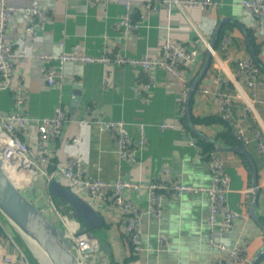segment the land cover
<instances>
[{
	"label": "crops",
	"instance_id": "obj_1",
	"mask_svg": "<svg viewBox=\"0 0 264 264\" xmlns=\"http://www.w3.org/2000/svg\"><path fill=\"white\" fill-rule=\"evenodd\" d=\"M8 1L17 8L6 29V41L12 43L24 30L27 13L22 7L29 0ZM242 1L218 0V5L207 7L174 4L167 10L166 5L158 0L150 8L145 1L132 0L131 22L137 26L129 34H124L117 28V22L126 14L127 0H100L96 3L88 0H38L39 7L49 11V19L35 36L24 37L32 43L34 55L16 60L11 74L12 85L21 81L25 102L20 107L15 106L11 91L3 89L0 92V109L4 114L21 110L31 120H39L51 117L55 106L58 103L62 105L67 121L59 138L37 143L32 129L30 136L24 134L29 147L48 161L45 165L48 172L66 165L69 158L80 156L85 176L113 181L120 175L125 180L144 185L138 190L123 191L124 197L141 209L148 206L146 185L164 166L172 178L193 187L211 183V171L199 143L202 139L185 125V99L183 112L180 109L181 80L159 66L145 72L130 64L108 66L103 63L65 62L58 68L55 61L44 63L38 58L41 54L57 55L71 51L74 45L79 47V52L89 55L112 51L128 57L155 59L160 57L159 50L166 40L176 41L198 52L195 65L183 67L189 82L206 55L205 40L210 41L215 26L222 22V34L218 35L214 45L216 55H212L190 102V120L196 129L223 148L241 145L235 144L236 124L244 126L250 139L241 146L251 159L242 153L243 158L239 154L241 152L219 150L212 143L213 148L209 150L219 152L225 159L229 175L227 203L242 215L235 219L229 230L211 231L207 193L186 191L163 199L159 219L151 213L142 216L140 244L143 250L134 252L123 231L122 214L112 205L103 203L102 207L96 208L103 224L90 232L99 245L94 264H209L213 257L226 255V252L211 247V238L224 243L227 248L243 246L247 258L253 260L264 245V233L249 214L255 168L259 190L257 215L264 218V158L257 152L253 137L254 132H258L264 141V71L258 67L260 82L253 89L239 73L236 63L237 58L244 55L253 59L247 34L250 43L253 40L258 48L255 52L251 44L256 57L264 65V15L257 21ZM224 35H230L232 40L226 49L221 46ZM47 67L51 68L56 79L54 85L47 83L44 74ZM147 78L151 79V86L139 91L138 82H147ZM202 88L208 92H202ZM223 89L232 96L233 121H229L232 127L228 126L231 132L220 113V98L215 95L216 91ZM254 92L261 102H253L250 107L247 104L251 103ZM94 114L104 119L125 120L133 139L138 135L137 125H145L147 145L135 152L137 164L120 159L110 133L91 121ZM206 116L211 118L209 122L200 120ZM83 119L86 121L80 123ZM162 122L172 123L174 127L160 129ZM74 137L80 138V142H73ZM191 140H195L198 147L190 144ZM230 140L234 142L231 144ZM52 179L75 192L68 179L57 173ZM44 181L40 177L39 185L42 186ZM79 195L92 201L85 193ZM37 200L36 204L40 205L43 197ZM5 232L27 247L18 232L0 214V263L5 255H13ZM256 263L264 264L261 257Z\"/></svg>",
	"mask_w": 264,
	"mask_h": 264
},
{
	"label": "built area",
	"instance_id": "obj_2",
	"mask_svg": "<svg viewBox=\"0 0 264 264\" xmlns=\"http://www.w3.org/2000/svg\"><path fill=\"white\" fill-rule=\"evenodd\" d=\"M88 1L96 3L100 0ZM131 1L127 0L126 14L117 22V28H120L124 34H129L132 28L137 26V23L131 22ZM139 1H145L150 8L155 0ZM158 1L165 4L167 10H170L174 4L179 6L202 5L203 7H207L216 6L219 3L218 0ZM242 4L252 11L257 21L261 20L264 15V0H243ZM16 9L8 0H0V92L3 89L11 91L15 106L20 107L24 104L25 98L22 94L21 81L16 85L11 84L12 68L16 60L34 55L32 43L25 40L24 37L35 36L37 30L49 19V11L39 7L38 0H29V3L25 7H22L27 13L24 30L19 37L10 43L6 41V29L11 15ZM231 42V36L224 35L221 40L222 49H226ZM205 47L207 51H211L212 55H216V50L210 47V43L207 40H205ZM159 55L160 57L155 59L128 57L123 54L112 53V51H104L101 55H89L79 52V47L74 45L71 51H63L57 55L50 53L41 54L38 55V58L44 63H53L55 61L58 68L65 62L103 63L108 66L114 64H130L139 66L145 72H148L154 66H159L165 68L172 76L181 80L183 86L181 95L182 100H184L190 83L184 75L183 67L191 68L195 65L198 60L197 50L194 48H186L176 41L166 40L159 50ZM236 63L239 73L245 78L247 85L253 89L256 88L260 82V71L255 61L250 56L244 55L237 58ZM44 74L49 85L56 83L51 68L47 67ZM151 84V79L147 78V82H138L137 89L141 91L142 89L150 87ZM201 91L208 92L206 88H202ZM255 94L256 92L253 94L251 103L247 104L250 107L253 106V102H261V99ZM215 95L221 101L220 113L222 118L233 121L231 93L223 89L216 91ZM180 109L183 112L182 105ZM66 121L67 114L60 103L55 106L54 114L51 117H43L39 120H31L21 110H14L8 114H4L0 109V157L5 162L7 172L16 181L20 179L18 173L22 174L23 169L29 170L28 181L19 184L21 189L27 193L29 192V185H36L37 191L33 194V200L36 202L39 197H43V202L40 205H42L45 213L63 229L65 235L73 243L74 249L82 264L95 263V255L99 252V245L90 232L80 231L82 221L73 217L71 211H66L64 206L49 194L47 183L56 173L69 180L75 193L78 195L83 193L87 194L92 200L91 202L95 209L102 207L103 203H107L120 211L124 224L123 231L134 252L143 250L140 244L142 216L146 213H151L159 219L162 216L161 206L163 199L167 196L174 197L191 190L205 191L209 199L208 222L211 231H227L232 227L235 219L242 217L238 212L231 209L227 203L229 175L226 170V161L217 151H210L206 156V161L211 171V183L208 186L193 187L183 183L178 179L172 178L167 167H162L146 185L148 190V206L145 209L137 207L130 199L123 195L124 189L138 190L144 187V185L125 180L120 175L113 181L85 176L80 156H73L68 159L66 165L58 166L52 173L48 172L45 169L48 161L29 147L27 140L24 138V134L30 136L32 129L35 142L37 143L57 139L63 133ZM85 121L83 119L80 123H84ZM91 121L101 130L110 133L118 149L120 159L132 164L138 163L135 152L142 150L147 145V136L143 123L137 125L138 135L133 139L128 132L127 122L123 119H104L94 114ZM172 127L174 125L167 122H162L159 125L160 129ZM235 128L237 139L243 144H247L250 139L245 133L244 126L236 124ZM253 137L257 152L264 158V141L260 138L258 132H254ZM72 141L79 143L80 138L74 137ZM190 144L198 147L195 140H191ZM40 177L45 179L42 186L38 182ZM5 234L13 248V255H5L0 264H32L23 246L8 232H5ZM210 244L212 248L226 252V255L223 257H213L209 264H239L244 262L257 264V261L252 263V260L247 258L243 246L236 245L232 248H227L224 243L215 241L212 238L210 239ZM261 258L264 262V253Z\"/></svg>",
	"mask_w": 264,
	"mask_h": 264
},
{
	"label": "water",
	"instance_id": "obj_3",
	"mask_svg": "<svg viewBox=\"0 0 264 264\" xmlns=\"http://www.w3.org/2000/svg\"><path fill=\"white\" fill-rule=\"evenodd\" d=\"M222 22L215 26L211 39L210 47L214 48L215 41L219 35ZM250 54L256 65L264 71V65L256 57L251 46L249 36L246 34ZM212 54L207 51L202 64L189 84L185 96V125L199 139H203L215 145L219 150H228L244 153L249 159L250 156L246 149L241 145L223 148L214 139L207 136L202 131L196 129L190 120V102L197 90V87L205 75ZM78 101V96L76 97ZM252 200L250 203L249 214L252 220L264 233V223L257 215V199L259 190L257 188V170L253 169L252 178ZM36 185H29V191L36 193ZM49 194L54 197L58 203L64 206L66 211H71V215L82 221L80 231L93 232L103 224L101 214L95 209L91 202L78 195L74 191L59 184L51 179L47 183ZM0 214L9 222V224L18 232L25 241L30 252L35 255L31 248V243L35 244L46 256L50 264H82L74 249L73 243L65 235L63 229L56 224L51 217L45 213L42 205L36 202L21 189L16 179L7 172L5 162L0 157ZM91 234V233H90ZM264 253V245L259 250L256 258L252 260L255 263Z\"/></svg>",
	"mask_w": 264,
	"mask_h": 264
},
{
	"label": "trees",
	"instance_id": "obj_4",
	"mask_svg": "<svg viewBox=\"0 0 264 264\" xmlns=\"http://www.w3.org/2000/svg\"><path fill=\"white\" fill-rule=\"evenodd\" d=\"M221 34H222V31L219 33V37L221 36ZM251 44L253 45V47H254V50H255V52L257 51V47H256V45H255V43H254V41L252 40V42H251ZM198 72V71H197ZM196 75V74H195ZM192 81V79L189 81V83ZM191 101H192V99H191ZM184 104H185V102H184ZM181 105H182V109H183V100L181 101V104H180V108H181ZM193 117V116H192ZM193 119V121H195L196 119H194V117L192 118ZM210 117H208V116H206V117H203L202 119H200V120H203L204 122H209L210 121ZM224 120V119H223ZM224 121H226L225 122V124H226V126L228 127V126H230V127H232V124L229 122V120H224ZM228 131H230L231 132V129L228 127ZM228 138H230V137H228ZM235 141H237L235 144H241V145H243L242 144V142L241 141H239L238 139L237 140H235ZM234 141L232 140H230V143L232 144ZM199 143L201 144V146H202V148H203V151H202V154H204V156H205V159H206V156H207V154L210 152L209 150H211L212 148H213V145L210 143V142H208V141H205V140H199ZM243 158L245 157L244 156V154H242V153H239ZM31 197V196H30ZM261 220L263 221V223H264V218H261ZM24 247V249H25V251L27 252V255L29 256V258H30V260H32V259H34L35 261H36V263L37 264H40L39 262H38V260L31 254V252H30V250L24 245L23 246ZM32 262V261H31Z\"/></svg>",
	"mask_w": 264,
	"mask_h": 264
},
{
	"label": "bare ground",
	"instance_id": "obj_5",
	"mask_svg": "<svg viewBox=\"0 0 264 264\" xmlns=\"http://www.w3.org/2000/svg\"><path fill=\"white\" fill-rule=\"evenodd\" d=\"M19 178L20 179H17V183L20 184L22 182H27L28 181V177H29V170L28 169H23V173L22 174H19ZM31 247L34 249V251L40 256L42 257V259H44L45 263L46 264H50L49 261L47 260L46 256L43 254V252L35 245V244H30Z\"/></svg>",
	"mask_w": 264,
	"mask_h": 264
},
{
	"label": "rangeland",
	"instance_id": "obj_6",
	"mask_svg": "<svg viewBox=\"0 0 264 264\" xmlns=\"http://www.w3.org/2000/svg\"><path fill=\"white\" fill-rule=\"evenodd\" d=\"M29 174H30V173H29ZM31 175H32V174H31ZM27 193H28V192H27ZM29 193H30V192H29ZM29 193H28V194H29ZM30 196H31L32 199H34V197H33V193H31ZM35 251H36V250H35ZM32 255H33V254H32ZM35 255H36V254H35ZM34 257L38 260V262H39L40 264H44V263L41 261V259H40L37 255L34 256ZM31 261H32V264H37L36 261H35L34 259H32Z\"/></svg>",
	"mask_w": 264,
	"mask_h": 264
}]
</instances>
